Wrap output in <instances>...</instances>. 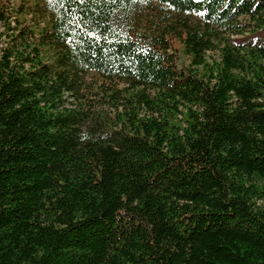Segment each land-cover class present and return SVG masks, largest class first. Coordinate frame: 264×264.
<instances>
[{
  "label": "trees",
  "instance_id": "16d2710c",
  "mask_svg": "<svg viewBox=\"0 0 264 264\" xmlns=\"http://www.w3.org/2000/svg\"><path fill=\"white\" fill-rule=\"evenodd\" d=\"M4 3L0 264H264V0Z\"/></svg>",
  "mask_w": 264,
  "mask_h": 264
},
{
  "label": "rangeland",
  "instance_id": "374dc122",
  "mask_svg": "<svg viewBox=\"0 0 264 264\" xmlns=\"http://www.w3.org/2000/svg\"><path fill=\"white\" fill-rule=\"evenodd\" d=\"M1 1V0H0ZM2 1H5V3L3 4V11H4V14L5 16L8 18V15L12 16L11 19L14 20V17H15V14H13L11 12V6L13 4H27V3H30L31 0H2ZM32 14L33 13H29L26 15V18H33L34 20V16L32 17ZM38 19H43L44 17L43 16H40V17H37ZM15 22H13L14 24ZM5 28V20L4 19H1L0 20V31H3ZM6 40V37H4V41ZM4 44V42L2 43ZM212 54V52L210 53ZM176 63H177V66L178 67H181V66H188L189 65V59L187 56H185L182 52H176ZM94 75V73H91L89 75V77L91 78L92 76Z\"/></svg>",
  "mask_w": 264,
  "mask_h": 264
},
{
  "label": "snow or ice",
  "instance_id": "6c2138e0",
  "mask_svg": "<svg viewBox=\"0 0 264 264\" xmlns=\"http://www.w3.org/2000/svg\"><path fill=\"white\" fill-rule=\"evenodd\" d=\"M61 2H63V0H61Z\"/></svg>",
  "mask_w": 264,
  "mask_h": 264
}]
</instances>
